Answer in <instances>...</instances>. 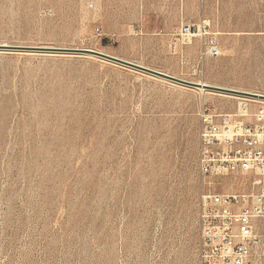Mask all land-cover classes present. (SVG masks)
Returning a JSON list of instances; mask_svg holds the SVG:
<instances>
[{"label":"rangeland","instance_id":"obj_1","mask_svg":"<svg viewBox=\"0 0 264 264\" xmlns=\"http://www.w3.org/2000/svg\"><path fill=\"white\" fill-rule=\"evenodd\" d=\"M3 44L0 264H199V111L264 109V0H0Z\"/></svg>","mask_w":264,"mask_h":264},{"label":"built area","instance_id":"obj_2","mask_svg":"<svg viewBox=\"0 0 264 264\" xmlns=\"http://www.w3.org/2000/svg\"><path fill=\"white\" fill-rule=\"evenodd\" d=\"M180 34L192 38L196 29L186 23ZM211 44L208 53L218 54ZM199 136V264H264V109L247 99L230 113L202 105ZM214 176H242L249 186L217 192Z\"/></svg>","mask_w":264,"mask_h":264},{"label":"water","instance_id":"obj_3","mask_svg":"<svg viewBox=\"0 0 264 264\" xmlns=\"http://www.w3.org/2000/svg\"><path fill=\"white\" fill-rule=\"evenodd\" d=\"M0 47H7V46L3 44ZM70 50H73V51H76V52H79V53H85V54H91V55L100 56V57L109 59L111 61H114V62L129 66V67H132L134 69L141 70V71H144V72H148V73L154 74L156 76H159V77H162V78H165V79H168V80H172V81H175V82L183 83V84H186V85H189V86L199 87V88H203V89H214V88L217 89L218 88V87L209 85L207 83H200V82H193V81L184 80V79L178 78L176 76L170 75L168 73H165V72H162V71H159V70H155V69L146 67L144 65H141V64H138V63H135V62L124 60V59L118 58L116 56H112V55H109V54H106V53H103V52H100V51H97V50H94V49L76 48V49H70ZM236 92L243 93V94L248 95V96L252 95V97H258V93H250V92H244V91H236ZM260 95H262L260 97L264 98V94H260Z\"/></svg>","mask_w":264,"mask_h":264},{"label":"crops","instance_id":"obj_4","mask_svg":"<svg viewBox=\"0 0 264 264\" xmlns=\"http://www.w3.org/2000/svg\"><path fill=\"white\" fill-rule=\"evenodd\" d=\"M158 43H160L164 48H176V47H181V43L179 42V38H175L173 35H160L155 38ZM164 72V71H162Z\"/></svg>","mask_w":264,"mask_h":264},{"label":"bare ground","instance_id":"obj_5","mask_svg":"<svg viewBox=\"0 0 264 264\" xmlns=\"http://www.w3.org/2000/svg\"><path fill=\"white\" fill-rule=\"evenodd\" d=\"M5 45V44H4ZM203 89V88H202ZM252 93V92H250ZM262 95H260V93H258V97H252V95H249V96H244V97H247V98H250V99H253V100H259V101H264V98L260 97Z\"/></svg>","mask_w":264,"mask_h":264}]
</instances>
